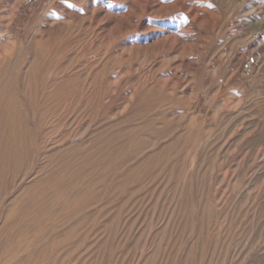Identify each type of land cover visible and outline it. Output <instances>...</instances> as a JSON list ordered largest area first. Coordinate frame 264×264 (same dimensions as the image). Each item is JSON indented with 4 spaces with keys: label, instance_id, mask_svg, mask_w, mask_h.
I'll use <instances>...</instances> for the list:
<instances>
[{
    "label": "rangeland",
    "instance_id": "rangeland-1",
    "mask_svg": "<svg viewBox=\"0 0 264 264\" xmlns=\"http://www.w3.org/2000/svg\"><path fill=\"white\" fill-rule=\"evenodd\" d=\"M4 263L264 264V0H0Z\"/></svg>",
    "mask_w": 264,
    "mask_h": 264
},
{
    "label": "built area",
    "instance_id": "built-area-1",
    "mask_svg": "<svg viewBox=\"0 0 264 264\" xmlns=\"http://www.w3.org/2000/svg\"><path fill=\"white\" fill-rule=\"evenodd\" d=\"M38 0H25V3L30 4ZM258 64V58L254 55H248L246 60L242 64V71L245 75H250L254 72L255 67Z\"/></svg>",
    "mask_w": 264,
    "mask_h": 264
},
{
    "label": "bare ground",
    "instance_id": "bare-ground-1",
    "mask_svg": "<svg viewBox=\"0 0 264 264\" xmlns=\"http://www.w3.org/2000/svg\"><path fill=\"white\" fill-rule=\"evenodd\" d=\"M239 56V55H238ZM32 70V69H31ZM26 76H28V75H26ZM26 79V78H25ZM7 87V86H6ZM4 95V94H3ZM11 142V141H10ZM5 143V142H4ZM14 144V143H13ZM10 148V147H9ZM20 151V150H19ZM18 151V152H19ZM17 152V151H16ZM15 153V152H14ZM9 154V153H8ZM16 154V153H15ZM20 154V153H19ZM10 158V157H9ZM5 264V263H4Z\"/></svg>",
    "mask_w": 264,
    "mask_h": 264
}]
</instances>
